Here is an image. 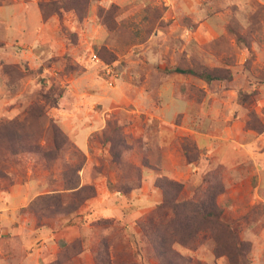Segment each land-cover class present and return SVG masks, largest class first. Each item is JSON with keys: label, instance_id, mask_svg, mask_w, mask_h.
Listing matches in <instances>:
<instances>
[{"label": "rangeland", "instance_id": "374dc122", "mask_svg": "<svg viewBox=\"0 0 264 264\" xmlns=\"http://www.w3.org/2000/svg\"><path fill=\"white\" fill-rule=\"evenodd\" d=\"M76 3H85L80 13ZM189 63L229 69L231 79L208 84L176 71ZM34 103L43 108L39 127L55 121L68 144L54 164L34 154L5 158L0 193L21 200L0 214V264H51L58 256L63 264H163L155 227H141L159 221L156 178L183 183L184 200L216 170L226 186L219 203L251 244L248 264H264V130L252 128L254 119L264 124V0H0V120H22ZM108 123L129 144L122 166L111 160ZM184 139L200 152L192 164ZM65 163L82 165L81 185L95 196L39 221L29 209L35 197L70 199L60 181ZM44 226L61 235L44 251L41 241L29 249L32 239L13 234L27 229L37 238ZM216 245L208 232L195 248L173 249L192 263L231 264L214 255Z\"/></svg>", "mask_w": 264, "mask_h": 264}, {"label": "trees", "instance_id": "16d2710c", "mask_svg": "<svg viewBox=\"0 0 264 264\" xmlns=\"http://www.w3.org/2000/svg\"><path fill=\"white\" fill-rule=\"evenodd\" d=\"M83 6L85 3H76L73 5V10L80 13ZM103 22L110 30L116 27L112 12H106ZM100 56L108 62L116 59L114 56L107 58L102 52ZM176 71L180 74L198 77L208 84L214 81L229 80L232 76L229 69L226 68L194 67L190 63L177 66ZM42 109L40 104L34 103L27 109V114L22 120H0V178L7 176L3 168V165H6L5 158L34 154L47 163L53 164L60 158L64 147L68 144L67 136L55 121L50 122L48 130L44 131V128L39 127L40 115L38 113ZM110 124L112 131L106 130L107 127L104 129L105 139L111 144L109 150L111 160L122 166L130 150L129 144L126 142L123 132L114 124L108 123V125ZM252 128L264 130V124L260 120L254 119ZM42 140H45V144H42ZM181 150L188 164H192L200 155L196 144L189 139L183 140ZM75 156L83 158L85 154L80 149H75ZM144 166L150 167L148 164H144ZM81 168V164L69 165L65 163L62 166L60 181L63 184V189L70 195L68 201L64 199L66 194L51 193L39 195L30 202L29 209L37 215L39 221L56 214H71L86 200L95 196L96 192L92 186L81 185L79 177ZM136 171L140 172L137 169ZM49 182L52 184L55 181L49 180ZM202 183L205 188H197L191 198L181 200L183 183L166 176L156 178L154 184L161 189L163 194V200L155 211L159 221L154 223L148 219L147 223H141L144 233L147 227L156 229L154 235L156 240L153 241L155 256L163 264L186 262L187 264H202L186 260L173 249V246L179 244L195 248L201 238H204L205 234L209 232L217 243L214 250V255L217 258L227 256L231 264H248L247 254L251 244L240 239L238 228L235 226L237 220L229 216L219 203V196L226 190L221 172L218 170L207 172ZM175 226L183 228L184 234L176 233ZM18 239L16 236L11 238L13 242ZM61 260L58 256L51 264H63Z\"/></svg>", "mask_w": 264, "mask_h": 264}, {"label": "crops", "instance_id": "0c3cea01", "mask_svg": "<svg viewBox=\"0 0 264 264\" xmlns=\"http://www.w3.org/2000/svg\"><path fill=\"white\" fill-rule=\"evenodd\" d=\"M202 137H204V138H206V139H210V140H212L211 138L212 137H210V136H208V135H205V134H203V135H201ZM205 146V145H204ZM204 146H202V145H200V147H201V149L204 147ZM207 147H213V146H211V145H207ZM206 147V148H207ZM236 169V167H233V168H230L228 171H232V170H235ZM227 171V172H228ZM226 173V172H225ZM259 180H261V175H259ZM12 194H13V191H11V194L9 193V194H7V196H4V195H2L1 193H0V214H1V217L2 218H6L7 216H6V214H11V213H14V207H13V204H15V203H18L19 201L18 200H21L19 197H17V196H12ZM259 200H261V201H263L264 202V197L262 196V195H259ZM13 234H18V236L22 239V241L23 242H25V238H24V234L26 235L25 237H28V239L30 240V239H32L30 242H29V244H31L28 248L29 249H31L32 248V246H33V244H32V242L34 241V240H36L35 242L37 243V242H39V241H41V243L42 244H44V245H41V247H42V250L44 251V249H45V247L47 246L46 245V243H49V241H52V240H58V238H59V236H61L60 235V233H59V231H57V230H53L52 228H50V227H48V226H44L41 230H40V234L37 236V238H35L36 236V234L35 235H33L34 234V231L33 230H31V231H28L27 229H22V231L21 232H19L18 233V231H13ZM42 240H41V239ZM49 239H51V240H49ZM25 244V243H24ZM48 246H49V248H54V246H55V244H48ZM53 246V247H52ZM57 250V249H56ZM55 250V251H56Z\"/></svg>", "mask_w": 264, "mask_h": 264}, {"label": "built area", "instance_id": "2783aa9c", "mask_svg": "<svg viewBox=\"0 0 264 264\" xmlns=\"http://www.w3.org/2000/svg\"><path fill=\"white\" fill-rule=\"evenodd\" d=\"M94 58H95V59H97V57H96V56H95ZM108 72H109V71H108Z\"/></svg>", "mask_w": 264, "mask_h": 264}]
</instances>
